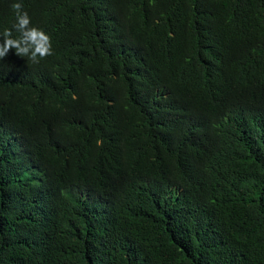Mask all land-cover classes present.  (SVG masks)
<instances>
[{"label":"trees","instance_id":"obj_1","mask_svg":"<svg viewBox=\"0 0 264 264\" xmlns=\"http://www.w3.org/2000/svg\"><path fill=\"white\" fill-rule=\"evenodd\" d=\"M13 2L0 264H264V0Z\"/></svg>","mask_w":264,"mask_h":264},{"label":"clouds","instance_id":"obj_2","mask_svg":"<svg viewBox=\"0 0 264 264\" xmlns=\"http://www.w3.org/2000/svg\"><path fill=\"white\" fill-rule=\"evenodd\" d=\"M10 7L15 13L16 23L13 28L19 33L18 37L13 36L11 29H4L0 33V60H3L11 50L15 55L28 57L38 64L40 60L53 54L51 37L41 28L32 26L31 18L20 2H13Z\"/></svg>","mask_w":264,"mask_h":264}]
</instances>
